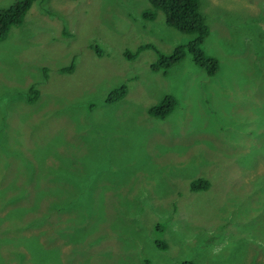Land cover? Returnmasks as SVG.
Masks as SVG:
<instances>
[{
	"label": "rangeland",
	"instance_id": "1",
	"mask_svg": "<svg viewBox=\"0 0 264 264\" xmlns=\"http://www.w3.org/2000/svg\"><path fill=\"white\" fill-rule=\"evenodd\" d=\"M199 5L213 75L186 53L167 73L149 68L155 52L140 45L170 53L189 36L148 0L33 1L8 29L0 264H264V0ZM117 87L124 96L104 103ZM164 95L173 109L148 115ZM199 177L209 187L190 191Z\"/></svg>",
	"mask_w": 264,
	"mask_h": 264
},
{
	"label": "trees",
	"instance_id": "2",
	"mask_svg": "<svg viewBox=\"0 0 264 264\" xmlns=\"http://www.w3.org/2000/svg\"><path fill=\"white\" fill-rule=\"evenodd\" d=\"M33 1L41 0H13L6 6H0V40L5 38L7 31L11 26H18L21 23L23 16L25 15L26 11L29 9ZM148 3L152 8L160 9L162 11L164 16V22L166 25L176 29L179 32L186 33L189 36V39L185 43L175 45L170 53H164L163 50L161 51L160 49L151 46L148 43L140 45L139 48L141 49L151 48L155 52L156 58L153 61L154 63H150L149 68H151L152 71H156L159 69L161 72L167 73L168 68L181 61V59L186 53L191 56V60L193 61L192 63L194 65L203 69L206 74L213 75L218 68L217 60L214 57L204 55L200 47L203 39L208 34V26L205 23L204 17L201 13L199 0H148ZM142 15L148 18H152L153 11L146 10L143 12ZM113 89L108 91L106 96L103 98L104 103L111 104L124 96V87H117ZM29 92L35 94L36 91L30 89ZM30 93H28L26 101H31L29 97ZM175 102L176 101L174 95H164L158 102L150 106L146 110V112L150 116L164 118L173 109V107L175 106ZM101 168L103 167L98 168L99 173L101 172ZM84 170L85 171H82V169H78L76 173H79V171H82L83 173L73 177L74 180H79L78 190L73 191V195L70 196L73 201L82 198V191L84 189V185L88 184L91 178L92 174L90 167ZM67 182L70 183L71 181L67 180ZM188 187L190 191L206 190L209 187V182L206 179L199 177L190 180L188 183ZM66 188L69 192H71L72 188ZM36 199L39 198L36 197ZM68 207L69 206L67 203H61L59 207L56 204H53L50 208L51 210L56 209V212H63ZM9 213V217L12 215L14 217H20L21 219L24 215V212L18 213L13 211ZM25 221L27 222L28 220ZM158 224L159 222H155V230L158 229ZM16 227L19 234L21 231L24 230L21 226ZM9 232H12L13 234V229H9ZM20 237L22 238V240L27 241V243L32 242L34 240V237L27 238L19 235L17 238ZM156 242L158 243V248L165 249V242ZM40 251L43 254L44 250ZM143 262L144 264H148V261L145 262L144 260ZM178 264L195 263L191 260H182L178 262Z\"/></svg>",
	"mask_w": 264,
	"mask_h": 264
}]
</instances>
